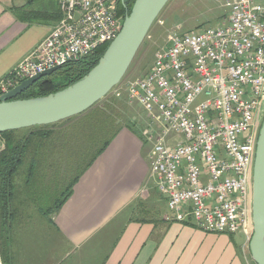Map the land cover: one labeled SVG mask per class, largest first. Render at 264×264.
<instances>
[{"label": "built area", "instance_id": "1", "mask_svg": "<svg viewBox=\"0 0 264 264\" xmlns=\"http://www.w3.org/2000/svg\"><path fill=\"white\" fill-rule=\"evenodd\" d=\"M119 1L56 0L59 20L0 79V95L109 44L125 15ZM224 2L219 24L169 34L147 72L112 93L138 102L147 114L150 173L171 218L205 232L240 233L247 244L256 111L264 91V6ZM172 132L183 137L173 145L167 143Z\"/></svg>", "mask_w": 264, "mask_h": 264}, {"label": "crops", "instance_id": "2", "mask_svg": "<svg viewBox=\"0 0 264 264\" xmlns=\"http://www.w3.org/2000/svg\"><path fill=\"white\" fill-rule=\"evenodd\" d=\"M59 18L56 0H0V79ZM147 120L143 108L130 112L124 127L53 210L48 226L37 224V217L27 211V201L12 206L9 228L13 218L32 223L24 232L27 236L20 237L10 251L8 264H245L241 242L245 239L240 233L205 232L166 214L153 221L131 217L129 208L136 203L157 208L162 198L167 202L150 173L148 155L153 140L146 133L153 130L147 128ZM169 137L172 144L179 139ZM37 233L43 236L39 245L30 241Z\"/></svg>", "mask_w": 264, "mask_h": 264}, {"label": "trees", "instance_id": "3", "mask_svg": "<svg viewBox=\"0 0 264 264\" xmlns=\"http://www.w3.org/2000/svg\"><path fill=\"white\" fill-rule=\"evenodd\" d=\"M133 2L119 1L117 10L125 14ZM107 46L102 45L83 58L65 63L52 74L34 82L17 98L44 96L73 84L98 62ZM53 76H57L58 80ZM116 99L109 92L87 110L62 121L0 133V227L10 219L12 206L16 202L23 204L29 201L30 204L34 200L31 187L38 174L44 173L42 176L49 177L54 165H60L64 155L70 154L75 147L83 155L92 149L89 161L66 187L63 196L52 209L60 207L71 194L72 186L82 172L124 127L118 118L119 113H114L120 109ZM183 223L191 224L187 221Z\"/></svg>", "mask_w": 264, "mask_h": 264}, {"label": "water", "instance_id": "4", "mask_svg": "<svg viewBox=\"0 0 264 264\" xmlns=\"http://www.w3.org/2000/svg\"><path fill=\"white\" fill-rule=\"evenodd\" d=\"M224 1V0H223ZM168 0H134L125 13L122 27L98 62L79 80L44 96L19 99L24 90L61 66L23 80L0 95V133L36 125L53 124L90 108L116 86ZM253 231L248 242L255 264H264V115L253 158L251 180Z\"/></svg>", "mask_w": 264, "mask_h": 264}, {"label": "rangeland", "instance_id": "5", "mask_svg": "<svg viewBox=\"0 0 264 264\" xmlns=\"http://www.w3.org/2000/svg\"><path fill=\"white\" fill-rule=\"evenodd\" d=\"M254 2L264 6V0H254ZM224 4L225 2L223 0H168L149 28L146 37L144 38L122 79L114 87L121 89L122 85L126 81L142 77L154 64L155 53L165 46L167 36L169 34H182L187 31L199 30L200 28L206 26H215L219 24L222 21L221 18L223 13H227V7ZM53 78L58 80L57 76H53ZM110 93L111 95L113 94L112 90ZM124 96L125 95L116 99L117 106L120 107V109H118V111H114L113 109L114 113H119L118 118L121 121V125H124L125 122H127L130 112L135 113L136 108L137 110L143 108L138 102L132 101V105L136 106V108L133 109L131 103H129L128 100H125ZM263 115L264 91L261 103L256 111V117L259 121V125ZM172 133L170 136H174L176 140L179 138L177 141L183 138L182 135ZM169 138L170 137L168 135L167 143L173 145ZM149 146V144L145 145L143 150H146ZM92 151L93 150L90 149L83 155L81 150L78 147H75L70 154L64 155V161L62 159L60 165H54V168L51 169L52 171L49 177L42 176L44 173H42V175L40 173L35 177L33 180L34 184L31 187L33 192L32 198L34 200H31L30 204L28 203L29 201H27L26 203L28 206H26V208L30 207L27 211H29L28 213L31 216L34 215V218L37 217L38 225L48 226V222L52 217L54 210L52 209L54 204L63 196V193L66 191V187L73 181L74 177L77 176L85 167V164H87L90 159ZM151 205L148 203L134 204L129 208H132V212L130 211L131 217L139 218L142 216L153 221L156 217L161 218L162 214H166L171 218L172 212L169 210L167 202H165L164 198H162V202L158 201L156 204L157 208L153 207L155 204ZM20 220L24 223H20L18 225V223L21 222ZM9 221L10 219H7L6 226L0 230V264H8L10 251L14 248V246H16V244H19L20 237L27 236L24 232L28 230L29 224L31 225L32 223L31 221L29 223L26 222L28 221L27 218H13L11 228H9ZM190 223V225H194L192 222ZM38 225L36 228H40ZM42 237L43 236H39L37 233L34 239L32 237L30 238V241L39 245L42 241ZM15 238L17 240L19 239L16 243ZM46 239L47 235L44 238L45 243ZM241 242H244L243 258L245 264H255L250 256L248 243L245 244L243 239Z\"/></svg>", "mask_w": 264, "mask_h": 264}, {"label": "bare ground", "instance_id": "6", "mask_svg": "<svg viewBox=\"0 0 264 264\" xmlns=\"http://www.w3.org/2000/svg\"><path fill=\"white\" fill-rule=\"evenodd\" d=\"M2 111V108H0V112Z\"/></svg>", "mask_w": 264, "mask_h": 264}]
</instances>
